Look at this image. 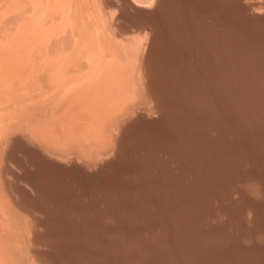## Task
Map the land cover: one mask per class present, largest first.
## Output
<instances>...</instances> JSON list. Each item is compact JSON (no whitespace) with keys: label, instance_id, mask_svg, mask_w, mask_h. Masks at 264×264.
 <instances>
[{"label":"rangeland","instance_id":"rangeland-1","mask_svg":"<svg viewBox=\"0 0 264 264\" xmlns=\"http://www.w3.org/2000/svg\"><path fill=\"white\" fill-rule=\"evenodd\" d=\"M5 1L6 0H0V43H3L2 35H4L5 28V24L3 25V23H5L6 18L11 13V11H9L8 9H5L3 11V4L6 3ZM21 1L22 0H20V2ZM35 1L41 4L42 9L45 6V10L47 9L45 11L46 14L44 10L40 11V13L43 12L44 14L41 21L42 26L46 24H43V22L48 21L49 24V21L51 22L52 19H54V22H56L57 19L60 20L64 16L63 11L65 10L66 12V7L63 3L67 4L70 7V4L73 2L72 4H74L75 8L79 7L77 8L78 12L82 13V15H79L78 17L74 16L75 20L77 19L78 21H84L85 15L90 11V9H93L90 11L91 13H88L92 14L89 23L88 20L90 18V15H88L87 17L88 20L86 19V21L82 23L83 29L87 28V25L88 27H93L92 24L94 23V29L88 28L86 30H94L95 32L97 30L98 34L101 32L103 36L104 34H108L107 36L110 37L113 28L116 27L120 33L126 34V36L130 35V37L134 38L135 41L137 37L139 39V43L137 41V46L139 45L138 48H141L143 50H145L144 48H146L143 57L144 59H146L147 57L146 61L149 62L148 66L150 64V74L148 76L149 79H145V74L143 75L145 77H143L142 79L144 92L146 91L144 84L148 81V84L151 87L153 86L154 88L150 89V91H153V95L151 94V96L148 92H145L143 102L141 100H139L140 102L137 101V103L136 101H134L135 105H140H133V107L135 108H132L130 112L126 113L128 119L125 116V119L122 122L124 124L121 123V126L119 125L118 127L119 129H116L117 132L119 131L118 134L116 132L114 133L115 136L111 135V137L114 136L115 138L117 135L122 133V129L123 131H126L124 134V138L121 140L122 142L118 141L121 143L113 141L115 144H110L113 148L109 146V148L107 149L110 151L115 147L116 150L114 149L110 152L105 151L107 153H105L106 155L110 153L108 157L104 153L103 155L101 153L99 154V156H96L99 157V161L101 155V158L105 155V158L103 157L104 159L102 158V160H106V158H108L106 161L100 162L102 163V165L97 161L96 157V159L93 158V161L97 162L95 164V162L93 163V161L91 163V159H83V162L79 161L81 157L79 158L78 156L73 154L71 155V158L69 155H64V158L60 157L61 155H58L60 158H58V160H55L57 159V157L54 156H57L55 154L58 150L53 148V151L52 147L51 150L53 151V155L48 154L50 155V157L52 156L51 158H49V156L46 155L47 152L45 151V149H49L48 152H51L48 146L44 147V149H41L40 146H37V143L35 144L34 142L33 144L31 143V139L27 140L25 138V135L27 133L24 132L23 126L19 124L20 121L23 122V120H25H22V117L25 115L24 118H27V116L29 118V115L32 116L31 113H35L38 108L39 110H41L46 102L45 100L48 99L47 96H44V98L46 97L47 99L43 98L44 91L39 89L41 92L40 94V92L35 89L37 87L36 85H39L38 83L41 82L43 77L40 78V80L36 81V83L34 80L33 83L31 82L32 73L34 74L36 70L29 72V75L31 76L27 74V77L30 78V80L27 82V85H25V87H27L24 89L28 92L32 91V94H34L33 96L32 94L28 93V95L23 96L27 102H24V100H22V103L20 102V104H18V101H20L21 98L18 100H13L15 97L13 99L9 97L10 101H7V99L9 98L3 100L5 97L0 94V99L3 100H1L3 104H0V136H3H1L2 139H0L1 141H4H0V146L2 147H0V160H2L0 161V173H2L3 170L5 171L6 169L7 173H9L7 176V182L11 186L13 192H15V196H13L14 194H12V196L10 195V197H13L12 199H15V201H17L20 207H22L23 209H29L30 212L34 214V217L38 222L36 226H33L30 223L28 227L24 226L25 228H27L26 232L23 231L24 234H21V231L24 230L23 223L25 221H22V227L15 222V227H17V229H19L20 231L13 229L12 231L15 230L16 232L15 234L14 232L11 233L14 235L21 234L22 236L17 241V244L19 246L18 249L21 252V255L26 257L27 250L29 252H34V254L36 253L35 255L38 259V261H36V264H80V262L77 260L78 258H76L80 254V257H82V255L83 257H85L84 260L81 259L82 264H112L110 261L116 257V251L115 249H110L107 246L109 244H112L123 250H130V252L136 256V259H138V257L143 256V253L139 252L136 247L138 242H134V246L136 248L134 249L132 240L128 238V236L119 232L122 227V225L119 223L120 220L127 219L130 220L131 224L129 226H123L122 228L135 227L148 231L149 227L153 228L154 225L159 226V224L163 225L165 223L163 226H169L174 229V234H160L157 235L154 240H149L146 233L144 235L142 234V240L137 241L143 243L147 242L144 247V253L148 254L149 256H153H147V258H149L148 260H146V262H142L143 264H212L213 262V264H264V195L259 196L255 194L253 189L250 187L251 185H253L251 184L252 181L255 180V182H260L264 186V158L254 161V159L252 160V158L250 157V153H248L249 150H256L255 152H258V154L264 155V129H262L264 128V0H257L260 3V8L256 9L254 7V10L253 7L250 8L253 10V12L257 10L258 12L256 11V13L251 12L252 10H249L250 6L247 5L249 4V2H251V0H158V2L157 0H152L154 1L152 2V4H150V2L146 0L152 7H145L144 3L142 5H132L128 0H95V3L97 1L100 4L99 5L98 3H96L99 6H101L102 4V8H98V6H95V8H93V2L91 0H85L86 2L84 0H79L80 3H78V1L76 0H65V2L64 0ZM44 2H50V6L53 7V12L51 14H48V11L51 9V7L48 6L49 4L47 5ZM25 3L30 6V3H32V6H34L36 2H34V0H25ZM79 4L83 5L84 11L83 7ZM54 5H57V7ZM95 9H99L100 14L98 13L99 11L97 12L95 11ZM94 11L97 12L95 15L96 18H99H95V20H100L102 24L104 23V27L106 28H104L99 21H96L97 23H95V16L93 15ZM54 12H56V14H58L59 16H54ZM112 12L116 13V17L111 18L113 20L110 19V21L107 18H105L107 19L105 20L104 15L106 14V17L107 14L110 13L111 15ZM102 14L104 15L102 16ZM99 16H102L101 19ZM102 18L106 22L103 21ZM68 20L69 19L65 17L62 18L61 22L64 24L68 22ZM72 22L73 24H76V21L73 20ZM66 24L71 25L70 22ZM97 24L100 26L98 27ZM42 26L38 27V32L42 33V28H44ZM101 26L106 30V33L103 31L104 29ZM252 26L253 28H250ZM99 28L102 31H100ZM109 29L112 31H109ZM107 30L109 31V33L107 32ZM101 33L97 35L101 37ZM139 33H141V36L139 35ZM30 36L32 37V35H29V37ZM107 36L105 37L107 38ZM53 37L54 36H47L45 38V42L42 43V45L40 44V46L43 48V50H40L41 48L39 47L40 53L36 52L38 50H35L34 53H27V56H31H29L30 60L32 57L35 60H39V55L46 57L48 51L54 53L53 48L51 47L57 44L52 43L54 42V39H57V35H55L54 38ZM46 39H48L47 42ZM7 40L10 41L11 39L8 38ZM26 40L27 41L25 43L27 44L28 38H26ZM20 42L24 43L23 41ZM99 42L98 44L100 45ZM8 43L5 44V48H3L4 50L0 51V54L1 52L3 54H7V52H3L6 49L8 50V55L12 50L13 52L14 50L16 52V48H18V50H23L22 45H20L22 46L21 49L18 45L14 46H17L16 48H12L10 43V46H8ZM92 45L94 46L93 43ZM6 46H8L9 48H7ZM100 46H103V48L107 47L106 49H108V47L110 46L111 48L109 47V50H111L110 52H112L111 44H108V46ZM88 49L89 51L87 50V52L84 51L85 48H83L82 51L79 49L81 51V60L79 59L80 61H78V63L80 64L81 62H83L81 64H88V66L82 65L83 67H90L89 65L94 67L96 64L93 62L95 58L94 56L97 55L95 53L96 49ZM18 50L17 52H20ZM199 52L202 53L200 54ZM99 55L100 54H98L97 56L99 57ZM25 56L26 55L24 54V57ZM92 57H94L93 61ZM29 58L25 57L24 60L27 61V59L29 60ZM25 61H23V64L29 63H26ZM137 61L139 62L134 61V63H132L137 64L140 69V66H142L143 63L141 61H143V59H139ZM1 63L3 64V61H0V66ZM171 63L174 64V66L176 65V63H179V65H176L174 67L173 65H171ZM160 66L161 68H159ZM172 66L174 67V70ZM179 66L181 67V69ZM212 67L216 68L217 71L228 75L227 77H229V82L224 88L214 87V85L213 87H211V80L213 83L211 72ZM168 68L172 70H168ZM181 70H183L186 75L183 74V72H180ZM186 71L188 72L186 73ZM191 72H194L195 76L197 77H194ZM188 73L189 75L187 77ZM178 74L180 78H183V81L178 77ZM22 76L14 77L17 78L16 80L18 82V79H20V77L21 79L23 78ZM189 76L190 78L192 77V80L196 83H194L191 79V81H189V79L186 80L187 78H189ZM14 77L10 81L15 80ZM223 77H219L218 79H223ZM3 78L4 77L1 76L0 85L2 83H13V85L17 84L15 83L16 80L13 82L9 81L8 83L6 81L9 80L8 77L7 79H5L6 77L4 79ZM24 78L25 80L27 79L26 76ZM128 80V86L130 87L132 80ZM139 82L141 83V78H139ZM119 83H121V85H119ZM4 85L2 84L0 87L2 88ZM33 85L35 87H33ZM118 85L119 87L123 88L124 85L122 80L118 82ZM29 86L32 90H28ZM191 86H193L194 88ZM21 87L22 86L18 88L21 89ZM195 88L199 90L197 91ZM252 88H258L259 90L257 91L260 93L253 94L255 92H252L250 90ZM154 89L157 91V93L158 91L159 93L160 91H162L161 96L160 94L159 96L163 99L160 100L158 94H155L156 91ZM171 89L173 92H175L176 97H179L181 92L184 93L183 95H180L181 98H178L176 100L178 101V103H181L180 100H184L180 105L178 104L180 107L178 105L175 106V104L177 103H175L172 98L174 97V99H176V97L175 94L172 93ZM23 90L22 92H25ZM174 90H178V96L177 91ZM186 90H189V93H186ZM249 90L251 91L250 95L246 97L238 96V94H242L244 91ZM123 91L124 90L121 91V94L128 92ZM129 92L127 97L130 96L131 98L132 96L129 95ZM163 92L165 95H163ZM167 92H171V94L167 96ZM36 93H38V96H42L44 100L38 97ZM130 93H132V90ZM234 93H236L235 96H233ZM30 95H32L33 98L37 97L36 101ZM147 95L149 96V98ZM27 96H29V98ZM134 96L136 95L134 94ZM164 97H166V99ZM168 97H172V100ZM224 97H227L228 101H231V103H233L232 106L228 101L226 105H223V107L219 106V101L221 102L223 100L222 98ZM30 98H32V100H30L29 102L28 99ZM38 99L40 100V102L37 101ZM240 99L241 101H239ZM14 101H16L17 103ZM32 101H35L33 102L34 104H30L32 103ZM238 101L239 103L242 102L241 106H239L240 104L237 103ZM255 102L259 105L261 111L260 109H258L259 107ZM13 103L16 104L13 105ZM150 103H158L157 105L155 104L156 106H159L161 104L162 108L159 107L160 111L158 110V112L157 107L155 108V105L153 104L151 106ZM228 104H230L229 106L231 108L228 107ZM261 104L263 106L262 108L260 106ZM28 105H30L29 108ZM237 105L240 107V111H242V108L244 109L243 111H245V114H243V111L242 114H239L241 113L238 112L239 110L236 111L238 113L235 112L238 107ZM3 106L5 107V109L3 108ZM216 106H218V108ZM177 107L179 108L177 109ZM49 108H47V110ZM164 108L166 112H163L165 111ZM170 108H173V110H171ZM216 108H222V110H217ZM176 109L178 110V112L176 113L179 114H173L175 116L171 117L173 115L170 116L169 113H174L175 111H177ZM231 109H234L236 115ZM24 110L25 113H23ZM216 110L219 112H217ZM229 110H231L230 113ZM257 111L260 113H258ZM3 112L5 113V115ZM168 114L170 117L167 116ZM228 114L230 115L228 116ZM249 114H252L253 116L251 117ZM90 115L92 116V114ZM163 115H166L167 117ZM221 115L225 116L222 118ZM129 116H131L132 118ZM245 116H249V118H245ZM168 117L171 118V120L167 121L166 118L169 119ZM137 118L139 119L136 121L135 119ZM173 118L176 120H174V123L172 122V125L170 124V121H173ZM17 119L18 121H16ZM133 119L135 121L134 123ZM244 119L246 120V122ZM247 119L249 121H253V125L250 121L247 124L248 126L246 128L244 127V125L248 122ZM208 120L213 124V126L206 130L202 127V125L205 121ZM78 121L79 124L84 123L81 120ZM78 121H75L77 124L74 122L75 126L79 125ZM17 122H19V126ZM229 124L230 126L233 124L234 127H232L233 125L230 127ZM249 124L252 125L253 129ZM124 125L126 126L125 128ZM189 127L193 129L195 127H198V130L193 135L184 136L181 131L183 130V128ZM241 127L243 129H241ZM249 129L251 130L248 133ZM257 129L260 130V132ZM199 130L202 131L198 133ZM16 131L19 132L16 133ZM234 131H236L237 134H234ZM12 132H15V135H13ZM250 132L251 135H248L250 134ZM19 136L21 139L19 138ZM117 137L119 138V136ZM22 138L26 139L27 141L24 140L23 142ZM6 139L9 140V143ZM238 141L241 143H239ZM229 142H231L232 145H228L227 148H224V145L228 144ZM246 142H249L247 144L248 146H246ZM244 144L246 148L245 146H243ZM222 146L224 149H221ZM34 147L37 148L35 149ZM58 147L60 146L58 145ZM213 147L217 150L220 149L218 152L219 156H221V158L225 160V163L221 164L218 161L208 162L205 155L199 152L200 150L206 151L207 149ZM248 147L250 149H248ZM33 148L34 151L32 150ZM41 150L45 152L43 153V151ZM44 154L46 157H48L45 158L43 156ZM114 154L116 155V157ZM1 156L5 160H3ZM75 156L78 159L74 158ZM65 157H69V159L71 160H67ZM59 159H63L64 161L61 160L60 162ZM86 160L87 162H89L88 160H90V162L86 164L84 162ZM65 161L69 162V164ZM72 161H74L75 163ZM58 162H60V164ZM76 163H79L80 165ZM82 163L85 164L86 168L83 165L84 169L81 170L79 166H81ZM132 163L136 164H133L135 168L133 167ZM88 165L89 167L93 168H89ZM97 167L98 169H96ZM193 169L202 171L203 175L201 177L200 175L195 176V172L193 171ZM121 171L122 173H120ZM137 173L141 174L145 178H143L141 175L136 176ZM115 178L117 181L115 180ZM128 179L129 182L133 179L132 182H130L131 184H126L128 182ZM144 179L147 180L144 181ZM150 180L151 182H149ZM197 180L201 182L212 181L219 183L215 186L207 188L204 191L198 187H192L191 184ZM135 182L138 185H136ZM30 184L35 186V190L31 189L32 186ZM122 184L123 187L121 186ZM117 185H120L122 189ZM124 186L126 189H124ZM136 187L139 188L138 191L136 190ZM130 189L132 190L130 191ZM129 191L131 192L130 195L128 193ZM166 192H168L169 194H166ZM0 194L4 195V197L0 196L3 198V201H7V198L5 197L7 195L3 194V192ZM122 194L125 195L122 196ZM97 196H101V201H97ZM2 198L0 200H2ZM126 198H129L131 200ZM159 198L162 199L161 202H164L167 208L163 206L164 203H161ZM194 198H196L195 202ZM127 201L129 204H127ZM173 202L177 203V205H173ZM130 204L133 205L130 206ZM116 205L118 207H116ZM247 205L253 206L256 209H250L247 207ZM170 206H172V208ZM173 208L174 210H172ZM19 209V213H21V208ZM176 209L180 210L181 213L187 215L190 221H170L171 223L169 224V221L167 220L159 222L156 219V216L160 214V212L164 213L165 211V213L168 212L167 214H169V212L170 214H174L175 212H178ZM198 210L199 212H204H201L200 214L199 212H197ZM251 210L255 212H251ZM15 211L18 212V210L16 209ZM155 212L157 213V215ZM134 213L135 215H133ZM150 217H153L154 221L150 219ZM25 223L24 225H26ZM112 224L114 225L112 226ZM19 226L20 228H18ZM246 230H252L250 235L246 234ZM182 235H186V237L183 238ZM33 238H35L34 243ZM96 239L97 241H95ZM183 241L184 243H182ZM228 241L231 243H229ZM6 243L9 244L8 241H6ZM208 246L210 248L206 249V247ZM188 252H190V254ZM156 255L158 256L156 257ZM27 256H29V254H27ZM195 259L199 262H197ZM39 260H41V262ZM190 260H192L193 263L188 262ZM183 261L185 262L183 263ZM142 263L141 261H137L133 264Z\"/></svg>","mask_w":264,"mask_h":264},{"label":"bare ground","instance_id":"bare-ground-1","mask_svg":"<svg viewBox=\"0 0 264 264\" xmlns=\"http://www.w3.org/2000/svg\"><path fill=\"white\" fill-rule=\"evenodd\" d=\"M43 1H45V0H43ZM76 1H78V3H80L79 2V0H76ZM75 1V2H76ZM85 1V0H84ZM90 1V0H89ZM92 2H93V8H95V6H98V8L99 7H101L102 6V4H101V6H99L100 4L96 1V3H98V4H96L95 3V0H91ZM100 1V0H99ZM128 1H130V3L132 4V5H142L143 3H144V5H145V7H149L150 6V4H152V2H154V1H150V0H148L149 2H150V4H148L149 2L148 1H146V0H128ZM6 3L5 4H3V11L5 10V9H8L9 11H11V13H10V15L6 18V20H5V23H3V25L5 24V28H4V35H2L3 36V43H0V51L1 50H4L3 48H5V44L6 43H8V41L9 40H7L8 38H10L11 40L9 41V43H10V45H11V47L12 48H16V47H14L15 45H18L19 46V48L21 49V47L23 48V50L21 49V50H18V48H16V52H17V50L18 51H20V52H15V50H14V52H13V50L9 53V55H8V50L6 49L5 51H3V52H7V54H3L2 52H1V57H0V61L2 62L3 61V64L1 63V66H0V78H1V76H3L5 79H7V77H8V79L9 80H6L8 83H9V81L11 80V79H13V77L14 76H17V77H19V76H22L23 78L21 79V77H20V79H21V81H20V79H18L19 81L17 82V78L16 77H14L15 78V80H16V82L15 83H17V84H14L13 85V83H9V84H5V83H2L4 86L0 89V94L3 96V97H5L3 100H5V99H7V98H9V97H11V99H13L14 97V99L13 100H18V99H20L21 98V100L20 101H18V104H20V102L22 103V100H24V102L26 101V99H24V97L23 96H26V95H28V93L29 94H32V91H25V89L24 88H26L25 87V85H27V82L30 80V78H28L27 77V74L29 75V72L30 71H34V70H36L35 71V73L33 74L32 73V78H31V82L33 83L34 81H35V83H36V81H38V80H40V78H42V80H41V82H39L38 84L39 85H36L37 87L35 88L36 90H38L39 92H40V90H42V91H44V93H43V98H44V96H47L48 97V99L47 100H45L46 102H45V104L43 105V108L41 109V110H39V108L37 109V111H35V113H31L32 114V116L31 115H29L30 117L28 118V116H27V118L25 117L24 118V116L22 117V120L23 119H25V120H23V122H21L20 121V123L19 122H17V124L19 123V124H21L22 126H23V128H24V132H26L25 134V138L28 140V139H31V143H33L34 144V142H35V144L37 143V146H40L41 147V149L43 148L44 149V147H47L48 146V148H50V150H51V147H52V149L53 148H55V149H57V150H55V151H57V153L55 154V155H57V156H54V157H57V159H55V160H58V158H60V157H62V158H64L63 156L65 155V156H67V155H69L70 156V158H71V155L73 154V155H76V156H78L80 159H79V161H82L83 159H91V163H92V161H93V158H95L96 156H99V154H101L102 153V155H103V153L105 154L107 151L108 152H110V151H112V150H114L115 149V147H114V149H112V150H107L108 148H109V146H111L110 144H112V143H114V142H117V143H121L122 141V139L124 138V134H125V130L123 131V129H122V133L121 134H119V135H117V136H119V138L116 136L115 138H114V133H116L117 131H116V129H119L118 127H119V125L123 122V120L125 119V116H126V113L127 112H130L131 110H132V108H135V107H133V105L134 106H136V105H140V104H136L135 105V103H134V101H136V103H137V101H139V100H141L142 102H143V98L145 97V92H148L149 94H150V96H151V94H152V92L153 91H150V89H153L154 87L152 86H150L149 84H148V82L147 83H145L144 84V86H145V92H144V87H143V81H142V79H143V77H145V76H143L144 74L146 75V77H145V79H147L148 78V76H149V74H150V69H149V66H150V64H149V66H148V61H146V59H147V57H146V59H144V57H143V54H144V52H145V50H146V48H144L145 50H143V49H139L138 48V46H137V44L139 43V39L136 37V41H135V39L134 38H132V37H130V35L129 36H126V34H122V33H120L118 30H117V28L116 27H114L113 28V31L112 30H110L109 29V31H112L111 32V35H110V37L109 36H107V35H105L104 34V36H103V34H102V36L101 37H99L98 35L100 34H98L97 32V30H96V32L94 31V30H86V29H90V28H93L94 27V23L92 24V26L93 27H88V25H87V28H85V29H83V24L82 23H84V21H86V19L88 20V15H90V18H89V20H88V23H89V21H90V19H91V15L92 14H88L91 10H93V9H90V11L85 15V20L83 21H78L77 19L75 20L74 19V16H79V15H82V13L80 12H78V10H77V8H79V7H77V8H75L74 7V4H72L71 2V6L69 7L67 4H65V3H63L64 4V6L66 7V12H65V10L63 11V14H64V16L62 17V18H65V17H67L69 20H68V22H70V24L71 25H67L66 23H68V22H66V23H62L61 22V20H62V18H61V16H60V20H58L57 19V21L56 22H54V19H52L51 20V22L49 21V24H48V21H46V22H43V24L44 23H46V24H44L43 26L41 25V21H42V19H43V16H44V14H43V12H41L40 13V11L41 10H44V12L47 10H45V7H43V9L41 8V4L38 2L37 3V1H35L34 0V2H36L35 3V5L34 6H32L33 4L32 3H30L31 4V6L30 5H28V4H26L25 3V0H22L21 2H20V0H6L5 1ZM64 2H65V0H64ZM68 2V1H67ZM86 2V1H85ZM88 2V1H87ZM92 2H90V3H92ZM106 2V1H105ZM157 2H158V0H157ZM157 2H156V4H157ZM202 2V1H201ZM45 3V2H44ZM50 3V2H49ZM48 2H46L45 4H49ZM77 3V4H78ZM82 3H84V2H82ZM89 3V2H88ZM94 3H95V5H94ZM103 3V2H102ZM250 3H251V5H250ZM56 4V3H55ZM104 4V3H103ZM107 4H110V3H107ZM155 4V3H154ZM153 4V5H154ZM51 5H53V4H51ZM58 5V4H57ZM57 5H54V6H56L57 7ZM61 5V4H60ZM79 5H81V4H79ZM92 5V4H91ZM247 5H249L248 7H249V10L251 11L252 9H250V8H252L253 7V10H254V7L256 8V9H258V8H260V3L257 1V0H251V2H249V4H247ZM263 5V4H262ZM39 6V7H38ZM43 6V5H42ZM48 6H50V4L48 5ZM82 7H83V5H81ZM156 6V5H155ZM51 7V6H50ZM81 7V8H82ZM86 7V6H85ZM150 7H152V6H150ZM262 7V6H261ZM264 7V6H263ZM87 8H88V6H87ZM86 8V9H87ZM91 8V7H90ZM102 8V7H101ZM53 7H51V9L48 11V14H51L52 12H53ZM59 9V8H58ZM65 9V8H64ZM85 9V10H86ZM104 9V8H103ZM62 10H63V8H62ZM88 10V9H87ZM253 10L251 11V12H253ZM83 11H84V7H83ZM95 11H99L98 13L100 14V10L98 9V10H96L95 9ZM93 12V15L95 16L96 15V13L97 12ZM146 11V10H145ZM256 11L257 10H255L254 12L256 13ZM253 12V13H254ZM258 12V11H257ZM55 14H56V12H54ZM53 13V14H54ZM57 13H58V11H57ZM60 13H61V10H60ZM91 13V12H90ZM102 13V12H101ZM45 14H46V12H45ZM54 14V16H57L58 14H56L55 15ZM98 14V15H99ZM105 14V13H104ZM104 14H102V16L104 15ZM61 15V14H60ZM66 15H68V16H66ZM106 15V14H105ZM105 15H104V19L105 18H107L109 21H110V19L111 18H114V17H116L115 15H116V13H111V15H110V13L109 14H107V16L105 17ZM180 15V14H179ZM47 16V15H46ZM46 16H45V18H46ZM51 16V15H50ZM59 16V15H58ZM102 16H99L100 17V19H101V17ZM148 16V15H147ZM53 17V16H52ZM81 17H83V16H81ZM93 17V16H92ZM48 18V17H47ZM56 18H58V17H56ZM83 18V19H84ZM95 18H96V16L94 17V20H95ZM180 18V17H179ZM82 19V18H81ZM96 19H99L98 17L96 18ZM107 19H105V20H107ZM48 20V19H47ZM76 21V24H73V22L72 21ZM92 20H93V18H92ZM91 20V21H92ZM102 20H103V18H102ZM105 20H103V21H105ZM111 20H113V19H111ZM97 20H95V23H97L98 21L100 22V24L101 25H103V27H104V23L102 24L101 23V21L100 20H98L97 22H96ZM102 21V22H103ZM63 24H61V23ZM64 22V21H63ZM72 22V23H71ZM106 22V21H105ZM170 22V21H169ZM88 23H85V24H88ZM91 23V22H90ZM153 23V22H152ZM192 23V22H191ZM259 23V22H258ZM2 24V23H1ZM99 24V23H98ZM97 24V25H98ZM141 24V23H140ZM96 25V24H95ZM108 25V24H107ZM111 25V24H110ZM40 26H42V27H44V28H42L43 29V31H42V33L41 32H38L37 30H38V27H40ZM85 26V25H84ZM100 25H98V27H99ZM148 26V25H147ZM86 27V26H85ZM102 27V26H101ZM102 27V28H103ZM153 27H154V25H153ZM156 27V26H155ZM96 28V27H95ZM104 28H106V27H104ZM103 28V29H104ZM108 28V27H107ZM148 28H149V26H148ZM250 28H253V26L252 27H250ZM249 28V29H250ZM40 29V28H39ZM45 29V30H44ZM94 29V28H93ZM98 29V28H97ZM112 29V28H111ZM150 29V28H149ZM154 29V28H153ZM99 30H100V28H99ZM151 30V29H150ZM40 31V30H39ZM100 31H102V30H100ZM104 32L106 31L105 29L103 30ZM109 31L107 30V32L109 33ZM2 32V31H1ZM103 32V33H104ZM35 33V34H34ZM98 35H97V34ZM106 33V32H105ZM149 33H151V32H149ZM159 33V32H158ZM187 33V32H186ZM2 34V33H1ZM34 34V35H33ZM141 33H139V35H140ZM29 35H32V37L30 38L29 37ZM55 35H57V39L55 40L54 39V42H52V43H57V44H55V45H53V47H51V48H53V51H54V53L53 52H49L48 50V53H47V55H46V57H43V56H41V55H39L40 56V59H39V57H38V59L39 60H35L33 57L31 58V60H30V58H29V56L30 55H28L27 56V53H34V51L35 50H38V51H36V52H38V53H40V50H43V48L40 46V44L42 45V43H44L45 42V38L47 37V36H54L55 37ZM23 36V37H22ZM25 36H28V37H25ZM105 36H107V38L105 37ZM141 36V35H140ZM139 36V37H140ZM20 37H21V39H25V41H24V39L23 40H21L20 39ZM53 37V38H54ZM103 37V38H102ZM26 38H28V42H27V44L25 43L27 40H26ZM166 38V37H165ZM98 39V40H97ZM141 39V38H140ZM153 39V38H152ZM19 40V41H18ZM47 40L48 39H46V42H47ZM53 40V39H52ZM156 40V39H155ZM20 41H23L24 43H21ZM100 41V42H99ZM137 41H138V43H137ZM98 42L100 43V45H104V46H108V44L110 45L111 44V46H112V52H110L111 50H109L110 48L108 47V49H106L107 47H105V48H103V46H100L99 44H98ZM9 43H8V46H10L9 45ZM92 43L94 44V46L92 45ZM102 43V44H101ZM185 43V42H184ZM50 44V43H49ZM96 44V45H95ZM191 44V43H190ZM20 45H22V46H20ZM44 45V44H43ZM47 45V44H46ZM51 45V44H50ZM141 45V44H140ZM175 45V44H174ZM8 46H6L7 48H9ZM142 46V45H141ZM176 46V45H175ZM39 47L41 48L40 50H39ZM96 47V48H95ZM146 47H148V46H146ZM181 47V46H180ZM45 48V47H44ZM82 48V49H81ZM83 48H85V50L84 51H86L87 52V50L89 51V49L88 48H94V49H96V51H95V53L98 55V54H100L99 55V57L96 55V56H94L95 58H96V60H95V58L94 57H92V61H93V58H94V63H96L95 64V66L93 67V66H91V65H89L90 67H83V66H88V64H81V63H83V62H81L80 64L78 63V61H80L81 60V58H80V53H81V51L83 50ZM143 48V47H142ZM11 49V48H10ZM81 51H80V50ZM97 49H98V53H97ZM190 50V49H189ZM10 51V50H9ZM91 51V50H90ZM149 51V50H148ZM194 51V50H193ZM196 51V50H195ZM36 52H35V54H36ZM45 52H46V50H45ZM109 52V53H108ZM188 53V52H187ZM193 53V52H192ZM200 53V52H199ZM202 53V52H201ZM200 53V54H201ZM24 54L26 55L25 57H27V58H29V60L27 59V61H25L24 59H25V57H24ZM93 54V53H92ZM194 54V53H193ZM4 55H5V57H4ZM7 55V56H6ZM32 55V54H31ZM146 55H148V54H146ZM195 55H197V54H195ZM35 56V55H34ZM87 56V55H86ZM93 56V55H92ZM31 57V56H30ZM183 57V56H182ZM37 58V57H36ZM3 59V60H2ZM80 59V60H79ZM90 59V58H89ZM100 60V61H98V60ZM136 59V60H135ZM141 60V59H143V61H141V62H143L142 63V66H140V69H139V67L137 66V64H133L134 63V61H136V62H139V61H137V60ZM181 59V58H180ZM184 59V58H183ZM149 60V59H148ZM171 60V59H170ZM177 60V59H176ZM23 61H25L26 63L27 62H29V63H27V64H23ZM91 61V62H92ZM163 61V60H162ZM90 62V61H89ZM92 62V63H93ZM98 62V63H97ZM133 62V63H132ZM174 62V61H173ZM165 63V62H164ZM185 63V62H184ZM187 63V62H186ZM192 63V62H191ZM83 65V66H82ZM154 65H156V64H154ZM168 65V64H167ZM171 65H173L174 66V64H172L171 63ZM176 65H179V63L177 64L176 63ZM175 65V66H176ZM181 65H182V63H181ZM172 66V68H173V70H174V67ZM204 66V65H203ZM169 67H171V66H169ZM180 67V66H179ZM182 67H183V65H182ZM191 67V66H190ZM195 67V66H194ZM152 68H154V67H152ZM156 68V67H155ZM159 68H161V66L159 67ZM211 68V67H210ZM180 69H181V67H180ZM179 69V70H180ZM168 70H172V69H170V68H168ZM193 70V69H192ZM201 70V69H200ZM203 70V69H202ZM155 71V70H154ZM197 71V70H196ZM180 72H183V70H181ZM188 71H186V73H187ZM195 72V71H194ZM194 72L192 73L193 74V76L194 77H197V76H195V74H194ZM201 72V71H200ZM212 77H213V83H212V80H211V87H213V85H214V87H218V88H224L225 86H226V84L229 82V77H227L228 75L227 74H225V73H221V72H219V71H217V69L216 68H214V67H212ZM151 73H152V71H151ZM165 73V72H164ZM191 73H190V76H191ZM154 74H156V73H154ZM158 74V73H157ZM180 74V73H179ZM179 74H178V77L180 78V76H179ZM182 74V73H181ZM183 74H185L184 72H183ZM207 74V73H206ZM186 75V74H185ZM188 75H189V73L187 74V77H188ZM26 76V80H25V77ZM29 76H31V75H29ZM190 76H189V78H187L186 80H188L189 79V81H191L193 78L191 77L190 78ZM224 76V77H223ZM151 77V76H150ZM172 77V76H171ZM219 77H223V79H218ZM3 78V79H4ZM139 78H141V83L139 82ZM185 78H186V76H185ZM231 78V77H230ZM122 80V82H123V88L122 87H119V85H121V83H119V85H118V82H120L121 80ZM127 81H125V80ZM128 79H130V80H132V82H131V85H130V87L128 86ZM149 79V78H148ZM153 79V78H152ZM180 79H182V81H183V78H180ZM191 79V80H190ZM202 79V78H201ZM1 80V79H0ZM15 80H13V81H15ZM34 80V81H33ZM125 81V83H124V81ZM185 80V79H184ZM13 81H10V82H13ZM117 81V82H116ZM193 81V80H192ZM199 81V80H198ZM2 82H4V81H2ZM6 82V83H7ZM152 82V81H151ZM168 82V81H167ZM166 82V83H167ZM181 82V81H180ZM194 82V81H193ZM1 83V82H0ZM170 83V82H169ZM194 83H196V82H194ZM1 84V85H2ZM151 84V83H150ZM174 84V83H173ZM198 84V83H197ZM0 85V86H1ZM30 85V84H29ZM188 85V84H187ZM20 86H22L21 87V89L20 88H18V87H20ZM151 88H150V87ZM178 86V85H177ZM176 86V87H177ZM33 87H35L34 85H33ZM165 87V86H164ZM191 87H193V86H191ZM194 88V87H193ZM199 88V87H198ZM24 89V90H23ZM34 89V88H33ZM40 89V90H39ZM166 89H168V88H166ZM190 89V88H189ZM196 89V88H195ZM229 89V88H228ZM227 89V90H228ZM22 90L23 91H25V92H22ZM28 90H32L31 88H30V86H29V89ZM122 90H124L125 92L126 91H130L131 92V90H132V93H130L129 92V95H131L132 97L130 98V96L129 97H127L128 96V92H126V93H124V94H121L122 92ZM155 90V89H154ZM157 90H158V88H157ZM161 90V89H160ZM170 90V89H169ZM197 91L199 90V89H196ZM252 92H255V93H253V94H259L260 92H258L257 90H259L258 88H252V89H250ZM244 91L242 94L240 93V94H238V96H240V97H246V96H248V95H250L251 94V91ZM35 91V90H34ZM37 91V92H38ZM123 91V92H124ZM156 91V90H155ZM171 91H172V89H171ZM174 91H177V93H178V90H174ZM189 90H186V93H189L188 92ZM196 91V92H197ZM161 92L162 91H160V93H159V91H158V93H157V91H156V93L155 94H158V96H159V94H160V96H161ZM240 92V91H239ZM168 94H166L167 96L169 95V94H171V92L169 93V92H167ZM172 93H174L175 94V92H173L172 91ZM37 94V96H38V93H36ZM40 94H41V92H40ZM45 94V95H44ZM46 94H48V95H46ZM134 94L136 95V96H134ZM181 94L183 95L184 93H182L181 92ZM180 94V95H181ZM0 95V96H1ZM33 96H34V94H32ZM32 95H30L31 97H32ZM153 95V94H152ZM163 95H165L164 94V92H163ZM163 95H162V97H163ZM179 95V93L177 94V96ZM179 95V97H176V94H175V97H176V99H174V97H173V95H172V97H168V98H172L173 99V101H175V103H177V104H175V106L176 105H180L181 103H182V101H184V100H180V102L181 103H178V101H176L178 98H181V96ZM188 95V94H187ZM236 95V93H234V95L233 96H235ZM133 96H134V98H133ZM148 96V95H147ZM156 96V95H155ZM160 96H159V98H160ZM185 96H186V94H185ZM22 97H23V99H22ZM28 98H29V96H27ZM38 97H40V98H42V96H38ZM188 97V96H187ZM191 97V96H190ZM189 97V98H190ZM230 97V96H229ZM237 97V96H236ZM33 98V97H32ZM32 98H30V99H28L29 100V102H30V100H32ZM37 98V97H36ZM36 98H33V99H35V101H36ZM42 98V100H44ZM148 98H149V96H148ZM152 98V97H151ZM150 98V99H151ZM155 98V97H154ZM157 98V97H156ZM158 98V99H159ZM165 99H166V97H164ZM254 98V97H253ZM157 99V100H158ZM161 99H163V98H160V100ZM171 99V100H172ZM223 100L220 102L219 101V106L220 107H223V105L225 104H227V101H228V99H227V97H224V98H222ZM2 99H0V104L2 105L3 103H2V101H1ZM12 100V101H13ZM153 100V99H152ZM156 100V99H155ZM230 100V99H229ZM258 100V99H257ZM7 101H10V98L9 99H7ZM12 101H11V103H12ZM35 101H32V103H30V104H34L33 102H35ZM38 102H40V100L38 99L37 100ZM154 101V100H153ZM187 101V100H186ZM237 101V100H236ZM239 101H241V99L239 100ZM239 101L237 102L238 104H240L239 106H241V103H239ZM254 101V100H253ZM6 102V101H5ZM14 102H16V101H14ZM27 102V101H26ZM42 102V101H41ZM140 102V101H139ZM155 102V101H154ZM157 102V101H156ZM160 102H162V101H160ZM229 102V101H228ZM11 103H9V104H11ZM17 103V102H16ZM16 103H13V105L14 104H16ZM145 103V102H144ZM147 103V102H146ZM229 103H231V101L229 102ZM256 103V102H255ZM28 104V103H27ZM38 104V103H37ZM151 104V103H150ZM153 104V103H152ZM152 104H151V106H152ZM156 103H154L153 105H155ZM158 104V103H157ZM156 104V105H157ZM160 104V103H159ZM232 104L233 103H231V106H232ZM257 104V103H256ZM259 104H260V102H259ZM263 104V103H262ZM262 104L260 105L261 106V108L263 107L262 106ZM149 105V104H148ZM155 105V108L157 107V111L159 110L160 111V108L159 107H161L162 108V106H161V104L159 105V106H156ZM178 105V106H179ZM230 104H228V107L229 108H231L230 106H229ZM258 105V104H257ZM7 106V105H6ZM20 106V105H19ZM29 106L30 105H28V108H29ZM32 106V105H31ZM170 106V105H169ZM238 106V105H237ZM236 106V107H237ZM238 106V107H239ZM249 106V105H248ZM9 107V106H8ZM14 107V106H13ZM39 107V106H38ZM40 107H42V106H40ZM50 107V108H49ZM138 107V106H137ZM180 107V106H179ZM179 107H177V109L179 108ZM182 107V106H181ZM217 108H218V106H216ZM237 107V109L235 110V112L237 111V110H239L238 112H241V113H239V114H242L243 112V114H245V111H243L244 109L242 108V111H240L241 109H240V107L238 108ZM258 107H259V105H258ZM257 107V108H258ZM3 108L5 109V107L3 106ZM23 108V107H22ZM35 108H36V106H35ZM47 108H49L48 110H47ZM174 108V107H173ZM173 108L171 109V110H173ZM216 108V109H217ZM228 108V109H229ZM251 108H252V106H251ZM18 109V108H17ZM25 109V108H24ZM32 109V108H31ZM176 109V110H177ZM181 109V108H180ZM180 109H179V111H180ZM235 109V108H234ZM234 109H231L232 111H233V113L236 115V113H238V112H234ZM250 109V108H249ZM258 109H260V107L258 108ZM257 109V110H258ZM264 109V108H263ZM34 110V109H33ZM38 110H39V112H38ZM164 110H165V108H164ZM217 110H222V108L221 109H217ZM216 110V111H217ZM231 110H229V113H230V111ZM27 111V110H26ZM30 111V110H29ZM158 111V112H159ZM252 111V110H251ZM259 111V110H258ZM257 111V112H258ZM260 111H261V109H260ZM15 112V111H14ZM20 112V111H19ZM163 112H166V110L165 111H163ZM169 112H171V111H169ZM176 112H178V110L177 111H175L174 113H169L170 114V116L171 115H173V114H179V113H176ZM217 112H219V111H217ZM224 112V111H223ZM222 112V113H223ZM1 113V112H0ZM4 113V112H3ZM23 113H25V110H24V112ZM168 113V112H167ZM183 113V112H182ZM227 113H228V111H227ZM232 113V112H231ZM258 113H260V112H258ZM15 114V113H14ZM13 114V115H14ZM19 114V113H18ZM18 114H17V116H18ZM28 114H29V112H28ZM90 114H92V116L90 115ZM158 114V113H157ZM165 114V113H164ZM169 114L167 115V116H169ZM4 115H5V113H4ZM88 115H89V117H88ZM94 115V116H93ZM146 115H148V114H146ZM220 115V114H219ZM225 115H226V113H225ZM224 115V116H225ZM230 114H228V116H229ZM248 115V114H247ZM251 117L253 116L252 114H249ZM259 115V114H258ZM21 116V115H20ZM91 116V117H90ZM163 116H166V115H163ZM166 116V117H167ZM169 116V117H170ZM175 115H173V116H171V117H174ZM222 116V115H221ZM224 116H222V118L224 117ZM227 116V117H228ZM242 116V115H241ZM14 117V116H13ZM129 117H131V116H129ZM168 117V118H169ZM213 117V116H212ZM217 117H218V114H217ZM251 117H250V119H251ZM261 117V116H260ZM1 118V117H0ZM12 118V117H11ZM126 118H127V116H126ZM132 118V117H131ZM158 118V117H157ZM165 118V117H164ZM163 118V119H164ZM177 118V117H176ZM211 118V117H210ZM214 118V117H213ZM221 118V117H220ZM245 118H249V116L248 117H246L245 116ZM14 119V118H13ZM128 119V118H127ZM126 119V120H127ZM130 119V118H129ZM139 118H137V119H135L136 121L138 120ZM209 119V118H208ZM261 119V118H260ZM78 120H81V121H83L82 123L83 124H79V121ZM125 120V121H126ZM166 120L168 121V120H171V118H169V119H167L166 118ZM173 121H170L171 123L170 124H172L173 125V123H174V120H176V119H172ZM221 120V119H220ZM245 120V119H244ZM248 120V119H247ZM263 120V119H262ZM7 121H8V119H7ZM12 121V120H11ZM16 121H18V119L16 120ZM15 121V122H16ZM73 121V122H72ZM77 122L78 121V126H75L74 125V122ZM80 121V122H81ZM124 121V122H125ZM128 121H130V120H128ZM165 121V120H164ZM211 121H212V119H211ZM213 121H215V120H213ZM225 121V120H224ZM226 121H227V119H226ZM251 121V120H250ZM249 120H248V122L247 123H245V125H244V127H246L247 128V124L250 122ZM261 121V120H260ZM14 122V123H15ZM72 122V123H71ZM75 122V123H76ZM135 121H134V119H133V123H134ZM145 122V121H144ZM143 122V123H144ZM173 122V123H172ZM229 122V121H228ZM228 122H227V124H228ZM245 122H246V120H245ZM252 122V125H253V121H251ZM127 123H129V122H127ZM142 123V122H141ZM215 123V122H214ZM233 123V122H232ZM255 123V122H254ZM4 124V123H3ZM16 124V125H17ZM19 124H18V126H19ZM77 124V123H76ZM122 124H124V123H122ZM7 125V124H6ZM14 125V124H13ZM126 125V124H125ZM124 125V128L127 126H125ZM233 125V124H232ZM231 125V126H232ZM249 125H251V124H249ZM252 125H251V128H252ZM15 126V125H14ZM121 126V125H120ZM129 126V125H128ZM213 126V124L208 120V121H205L204 122V124L202 125V127L203 128H205L206 130H208L209 128H211ZM229 126H230V124H229ZM230 126V127H231ZM243 126V125H242ZM4 127V126H3ZM21 127V126H20ZM232 127H234V125L232 126ZM258 127V126H257ZM257 127H255V128H257ZM123 128V127H122ZM128 128V127H127ZM169 128V127H168ZM202 128V129H203ZM236 128V127H235ZM240 128V127H239ZM255 128H254V130H255ZM20 129H22V128H20ZM155 129V128H154ZM171 129V128H170ZM234 129V128H233ZM232 129V130H233ZM241 129H243L242 127H241ZM253 129V128H252ZM260 129V128H259ZM262 129H264V128H262ZM197 130H198V127H195L194 129L193 128H191V127H189V128H183V130L181 131L182 133H183V135L184 136H189V135H193V134H195L196 132H197ZM251 129H249L248 130V133H249V131H250ZM258 130V129H257ZM2 131V130H1ZM21 131V130H20ZM202 131V130H201ZM200 130H199V132L198 133H200L201 132ZM237 131V130H236ZM236 131H234V134H237L236 133ZM241 131V130H240ZM245 131V130H244ZM259 132H260V130H258ZM3 132V131H2ZM19 132V131H18ZM17 131H16V133H18ZM119 132V131H118ZM118 132H117V134H118ZM151 132V131H150ZM164 132V131H163ZM13 133V132H12ZM15 133V132H14ZM13 133V135H15ZM239 133V132H238ZM244 133V132H243ZM242 133V134H243ZM246 133H247V129H246ZM245 133V134H246ZM24 134V133H23ZM257 134V133H256ZM262 134V133H261ZM111 135H114L113 137H111ZM121 135V136H120ZM163 135V134H162ZM248 135H251V132H250V134H248ZM1 136H3V135H1ZM1 136H0V138H1ZM11 136V135H10ZM22 136V135H21ZM234 136V135H233ZM236 136V135H235ZM242 136V135H241ZM15 137V136H14ZM28 137V138H27ZM262 137V136H261ZM7 138V137H6ZM19 138H20V136H19ZM117 138V139H116ZM246 138V137H245ZM244 138V139H245ZM2 139V138H1ZM1 139H0V141H1ZM9 139V138H8ZM11 139V138H10ZM21 139V138H20ZM23 139V138H22ZM26 139H23L22 141L24 142V140L25 141H27ZM262 139V138H261ZM4 140H5V138H4ZM7 140V139H6ZM117 140V141H116ZM9 140H7V142H8ZM114 141V142H113ZM118 141H121V142H118ZM236 141V140H235ZM240 141V140H239ZM238 141V142H239ZM245 141V140H244ZM254 141V140H253ZM1 142H4V141H1ZM12 142V141H11ZM30 142V141H29ZM9 143V142H8ZM15 143H16V141H15ZM14 143V144H15ZM27 143V142H26ZM193 143V142H192ZM239 143H241V142H239ZM249 143V142H248ZM247 142H246V146H248L247 144H248ZM264 143V142H263ZM7 144V143H6ZM115 144V143H114ZM113 144V145H114ZM236 144H237V142H236ZM251 144V143H250ZM253 144V143H252ZM12 145H13V143H12ZM58 145L60 146V147H58ZM228 145H232V143L231 142H229L228 144H226V145H224V148H227V146ZM263 145V144H262ZM4 146V145H3ZM10 146V145H9ZM31 146V145H30ZM50 146V147H49ZM116 146V145H115ZM243 146H245V144L243 145ZM243 146H242V148H243ZM246 146H245V148H246ZM1 147V146H0ZM251 147V146H250ZM2 148V147H1ZM35 148V147H34ZM34 148L32 149L33 151H34ZM37 148V147H36ZM35 148V149H36ZM39 148V147H38ZM111 148H113L112 146H111ZM117 148H118V146H117ZM223 148V146H222V148L221 149H224ZM262 148V147H261ZM5 149V148H4ZM7 149V148H6ZM40 149V148H39ZM248 149H250L249 147H248ZM253 149V148H252ZM255 149H256V147H255ZM11 150V149H10ZM9 150V151H10ZM48 150L49 149H45V151L47 152V154L46 155H48V154H52L53 155V151H54V149H53V151L51 150V152L49 153L48 152ZM116 150V149H115ZM220 150V149H219ZM219 150H217L216 148H210V149H207L206 151H204V150H200L199 152L200 153H202V154H204L205 155V157H206V159H207V161L208 162H213V161H218L219 163H225V160L224 159H222L221 158V156H219ZM2 151V150H1ZM41 151H43V150H41ZM45 151H43V153L45 152ZM106 151V152H105ZM244 151V150H243ZM253 150H249V152L248 153H250V157L252 158V160L254 159V161H256L257 159H261V158H264V155L262 154H258V152H255L256 150H254L253 152H252ZM36 152V151H35ZM114 152V151H113ZM37 153H38V151H37ZM261 153V152H260ZM45 154L43 155L45 158H47L48 156H49V158H51L50 157V155H48L47 157L45 156ZM107 154V153H106ZM105 154V155H106ZM4 155V154H3ZM6 155V154H5ZM42 155V154H41ZM58 155H61L60 157L58 156ZM101 155V156H102ZM104 155V156H105ZM108 155H110V153L108 154ZM108 155H106L107 157H108ZM112 155V154H111ZM115 155V154H114ZM246 155H247V153H246ZM74 157V158H77V157ZM101 156H100V161H99V157H96L97 158V161L100 163L101 161H106L108 158H106V160H102V158L104 157H102L101 158ZM249 156V155H248ZM2 157V156H1ZM39 157V156H38ZM113 157V156H112ZM115 157H116V155H115ZM118 157V156H117ZM182 157H183V155H182ZM3 158V157H2ZM66 158V157H65ZM73 158V159H74ZM95 158V159H96ZM105 158V157H104ZM103 158V159H104ZM110 158V157H109ZM136 158V157H135ZM67 160L69 159V157H67L66 158ZM65 159V160H66ZM78 159V158H77ZM111 159H113V158H111ZM114 159H116V158H114ZM3 160H5L4 158H3ZM9 160V159H8ZM51 160V159H50ZM52 160H54V159H52ZM60 160V159H59ZM61 160H63V159H61ZM61 160H60V162H61ZM69 160H71V159H69ZM139 160V159H138ZM0 161H2V160H0ZM64 161V160H63ZM62 161V162H63ZM75 161V160H74ZM74 161H72V162H74ZM89 162H90V160H88ZM181 161V160H180ZM180 161H179V163H180ZM13 162V161H12ZM60 162H58L59 164H60ZM65 162H67V161H65ZM64 162V163H65ZM71 162V161H70ZM83 162V161H82ZM86 164H88L89 162H87V160L86 161H84ZM95 161H93V163H94ZM68 164H69V162H67ZM75 163V162H74ZM80 163V162H79ZM79 163H76V164H79ZM91 163H90V165H91ZM97 162H95V164H96ZM137 163H138V161H137ZM178 163V164H179ZM63 164V163H62ZM75 164V165H76ZM81 164V163H80ZM79 164V165H80ZM101 165H102V163H100ZM133 164H135V163H132V165ZM55 165V164H54ZM74 165V164H73ZM83 165H84V167H85V164H83L82 163V165L81 166H79V168L82 170V169H84V167H83ZM98 165V164H97ZM100 165V166H101ZM132 165H131V167H132ZM136 165V164H135ZM145 165V164H144ZM77 166V165H76ZM4 167H5V164H4ZM7 167V166H6ZM59 167H60V165H59ZM88 167H89V165H88ZM95 167H96V165H95ZM129 167H130V165H129ZM128 167V168H129ZM133 167H134V165H133ZM146 167H147V165H146ZM177 167H178V165H177ZM1 168V167H0ZM86 168V167H85ZM89 168H93V167H89ZM89 168H88V170H89ZM100 168V167H99ZM126 168H127V166H126ZM135 168V167H134ZM142 168H143V165H142ZM5 169V168H4ZM96 169H98V167L96 168ZM132 169V168H131ZM144 169H145V167H144ZM63 170V169H62ZM85 170H87V169H85ZM95 170V169H94ZM123 170V169H122ZM129 170V169H128ZM135 170V169H134ZM73 171V170H72ZM130 171V170H129ZM193 171L195 172L194 174H195V176H197V175H200V177L203 175V172L202 171H200V170H198V169H193ZM132 172V171H131ZM205 172V171H204ZM251 172V171H250ZM120 173H122V171L120 172ZM119 173V174H120ZM157 173V172H156ZM206 173V172H205ZM8 174L9 173H7V171H6V169H5V171L3 170L2 171V173H0V193H2L3 192V194H6L7 196H5L6 198H7V201H3V198L2 197H4V195H2V194H0V196H2V197H0V199L2 198V200H0V206H1V209H0V264H36L37 262L36 261H38V259H37V257H36V253L34 254V252H32V251H26L27 252V254H29V256H27V254H26V257L25 256H23V255H21V252L19 251V249H18V244H17V241H18V239L20 238V237H22L21 236V234L23 233L24 234V232L23 231H25L26 232V229L27 228H25L24 226H26V227H28L29 226V223L30 224H32L33 226H36L37 225V219L34 217V214L32 213V212H30V210L29 209H23L22 207H20V205H19V203L17 202V201H15V199L13 200L12 198L13 197H10V195L12 196V194H14L15 192H13V190L11 189V186L9 185V183L7 182V176H8ZM117 174V173H116ZM118 174V175H119ZM115 175V174H114ZM137 175H141V174H136V176ZM34 176V175H33ZM126 176V175H125ZM142 176V175H141ZM145 176V175H144ZM253 176V175H252ZM143 177V176H142ZM142 177H140V178H142ZM117 178V177H116ZM116 178H115V180H116ZM133 178V177H132ZM138 178V177H137ZM143 178H145V177H143ZM118 179V178H117ZM125 179V178H124ZM255 179V178H254ZM126 180V179H125ZM133 180V179H132ZM132 180L130 181V182H132ZM140 180V179H139ZM145 180H147V179H144V181ZM33 181V180H32ZM117 181V180H116ZM115 181V182H116ZM120 181H121V179H120ZM122 181H123V178H122ZM128 181V182H127ZM126 182V184H128V183H130L129 182V179L127 180ZM138 181V180H137ZM256 181V180H255ZM255 181H252V183L251 184H253V185H251L250 187L253 189V191H254V193L255 194H257V195H259V196H262V195H264V186H263V184L262 183H260V182H255ZM140 182H142V181H140ZM149 182H151V180L149 181ZM148 182V183H149ZM124 183H125V181H124ZM144 183V182H143ZM142 183V184H143ZM219 182H212V181H204V182H201V181H199V180H197V181H195V182H193L191 185H192V187H198V188H200V189H202V190H206L207 188H209V187H211V186H215V185H217ZM38 184V183H37ZM118 184V183H117ZM120 184V183H119ZM131 184V183H130ZM135 184L136 185H138L136 182H135ZM31 185V184H30ZM125 185V184H124ZM133 185V184H132ZM32 186V188L31 189H34L35 190V186L34 185H31ZM40 186V185H39ZM118 186V185H117ZM122 187H123V184L121 185ZM120 185L118 186V187H120L121 189H122V187H121ZM135 186V185H134ZM133 187V186H132ZM38 188V187H37ZM120 188H119V190H120ZM130 188H131V186H130ZM137 188V187H136ZM124 189H126L125 188V186H124ZM123 189V190H124ZM134 189V188H133ZM138 189L139 188H137L136 190L138 191ZM47 190V189H46ZM132 189H130V191H131ZM17 191V190H16ZM19 191V190H18ZM39 191V190H38ZM125 191V190H124ZM128 192L129 193V195H130V193L131 192ZM137 191H135V192H137ZM126 192V191H125ZM124 192V193H125ZM143 192V191H142ZM158 192V191H157ZM157 192H156V194H157ZM247 192V191H246ZM168 192H166V194H167ZM126 194V193H125ZM125 194H122V196L123 195H125ZM169 194V193H168ZM13 196H15V194L13 195ZM133 197V196H132ZM154 197V196H153ZM159 197V196H158ZM164 197V196H163ZM171 197V196H170ZM15 198V197H14ZM101 196H97V201H101ZM126 199H129V198H126ZM160 199V202H161V198H159ZM106 200V199H105ZM129 200H131V199H129ZM134 200V199H133ZM137 200V199H136ZM166 200V199H165ZM125 201V200H124ZM151 201V200H150ZM196 201V198H194V202ZM102 203V202H101ZM131 203V202H130ZM133 203H135V202H133ZM143 203V202H142ZM161 203H164V202H161ZM48 204V203H47ZM127 204H129L128 203V201H127ZM154 204V203H153ZM165 204V203H164ZM163 204V206L164 207H166L167 208V206H166V204L164 205ZM173 205H177V203H172ZM133 205V204H132ZM131 204H130V206H132ZM142 205V204H141ZM35 206V205H34ZM129 206V205H128ZM154 206V205H153ZM195 206H196V204H195ZM107 207V206H106ZM116 207H118L117 205H116ZM156 207V206H155ZM159 207H162V206H159ZM163 207V208H164ZM171 208H172V206H170ZM247 207L248 208H250V209H256V208H254L253 206H249V205H247ZM19 208H21V213H19ZM115 208V207H114ZM176 208H179V207H176ZM196 208V207H195ZM15 209L16 210H18V212L17 211H15ZM75 209H76V207H75ZM80 209V208H79ZM130 209V208H129ZM165 209V208H164ZM197 209V208H196ZM113 210V209H112ZM162 210V209H161ZM172 210H174V208L172 209ZM177 210V209H176ZM4 211V212H3ZM76 211V210H75ZM86 211V210H85ZM84 211V212H85ZM127 211H128V209H127ZM178 212H175L174 214H170V212H169V214H167V213H165V211H164V213L163 212H160V214H158L157 215V213H156V219L159 221V222H162L163 220H167V221H169V224L171 223L170 221H172V222H179V221H182V220H184V221H190L188 218V216L187 215H185L184 213H181V211L180 210H177ZM195 211V210H194ZM193 211V212H194ZM229 211H231V210H229ZM158 212V211H157ZM174 212V211H173ZM197 212H199V210L197 211ZM196 212V213H197ZM201 212L202 211H200L199 213L201 214ZM204 212V211H203ZM202 212V213H203ZM236 212V211H235ZM251 212H255V211H252L251 210ZM258 212H259V210H258ZM261 212V211H260ZM27 213V214H26ZM110 213V212H109ZM126 213V212H125ZM230 213V212H229ZM103 214V213H102ZM152 214V213H151ZM233 214V213H232ZM257 214V213H256ZM133 215H135V213L133 214ZM153 215V214H152ZM234 215V214H233ZM132 216V215H131ZM235 216V215H234ZM257 216V215H256ZM258 216H259V214H258ZM140 217H141V214H140ZM149 217V216H148ZM145 218V217H144ZM136 219V218H135ZM138 219V218H137ZM150 219H152L153 221H154V218L153 217H150ZM32 220V221H31ZM89 220H90V218H89ZM22 221L26 224V225H24V223H23V228H24V230H22V228H21V234L20 235H14L15 234V230L14 231H12L13 229H16V230H19V229H17V227H15V225L18 223V225H20L21 226V224H22ZM167 221H166V223H167ZM15 222H16V224H15ZM61 222V221H60ZM117 222V221H116ZM115 222V223H116ZM27 223H28V225H27ZM121 225H122V227L123 226H129L131 223H130V220H127V219H125V220H120V222H119ZM150 223V222H149ZM152 224V223H151ZM165 224V223H164ZM163 224V225H164ZM114 224H112V226H113ZM162 224H159V226L157 225V226H155L154 225V227L152 228H150L149 227V230L147 231H145V230H143V229H141V228H135V227H130V228H128V227H124V228H122L121 227V229L119 230V232L121 233V234H124V235H126V236H128V238H130L131 240H132V242H133V248L134 249H136L135 248V246H134V242L136 241V242H138L137 243V245H136V247H137V249L139 250V252H141V253H143V256L142 257H138V259H136V256L135 255H133L131 252H130V250H123V249H121V248H119V247H116V246H114V245H112V244H109V245H107L110 249H115V251H116V257L113 259V260H111L110 262L112 263V264H133V263H135V262H137V261H141V263L142 262H146V260H148V258L149 257H153L151 254V256H149L148 254H146V253H144V247H145V245L147 244V242L146 243H143V242H140V241H137V240H142L141 238V236H142V234L144 235L145 233L148 235V238H149V240H154V238L155 237H157V235H160V234H164V233H173L174 234V229H172L171 227H169V226H163ZM167 225H168V223H167ZM20 226L18 227V228H20ZM31 226V225H30ZM111 226V227H112ZM22 227V226H21ZM198 227V226H197ZM33 228V227H32ZM86 228V227H85ZM109 229V228H108ZM148 229V228H147ZM20 231V230H19ZM74 231V230H73ZM200 231V230H199ZM11 232H14V234H12ZM104 232H106V231H104ZM144 232V233H143ZM252 232V230H246V234L247 235H250V233ZM65 233V232H64ZM81 233V232H80ZM17 234V233H16ZM102 234H104V233H102ZM101 234V235H102ZM191 234V233H190ZM182 237L184 238V237H186V235L184 236V235H182ZM37 238V237H36ZM98 239V238H97ZM97 239L95 240V241H97ZM14 240V241H13ZM34 240H35V238H33V243H34ZM84 240V239H83ZM185 240V239H184ZM6 241H8L9 242V244H7L6 243ZM42 241V240H41ZM94 241V242H95ZM227 241V240H226ZM5 242V243H4ZM36 242V241H35ZM94 242H92V243H94ZM135 242V243H136ZM150 242H152V241H150ZM229 242V241H228ZM12 243V244H11ZM91 243V244H92ZM182 243H184V241L182 242ZM229 243H231V242H229ZM30 244V243H29ZM202 247V246H201ZM232 247V246H231ZM30 248V247H29ZM200 248V247H199ZM203 248V247H202ZM208 248H210L209 246L208 247H206V249H208ZM234 248V247H233ZM198 249V248H197ZM204 250H205V248H204ZM188 251V250H187ZM199 251V250H198ZM202 251H203V249H202ZM233 251V250H232ZM191 252V251H190ZM190 252H188L189 254H190ZM81 253H83V252H81ZM198 253H200V252H198ZM240 253V252H239ZM156 254V253H155ZM202 254H203V252H202ZM68 255V254H67ZM81 255V254H80ZM80 255H78V257H76V258H78L77 260L80 262V264H82V262H81V259L82 260H84L85 259V257H83V255H82V257H80ZM196 255H198V254H196ZM147 256H149L148 258H147ZM158 255H156V257H157ZM203 256V255H202ZM159 258V257H158ZM175 258V257H174ZM196 258V257H195ZM197 258H198V256H197ZM203 258H206V257H203ZM41 259V258H40ZM155 259V258H154ZM160 259V258H159ZM164 259V258H163ZM200 259V258H199ZM161 260V259H160ZM179 260V259H178ZM189 260V259H188ZM196 260V259H195ZM40 262H41V260H39ZM74 261V260H73ZM106 261V260H105ZM166 261V260H165ZM180 261V260H179ZM197 261V260H196ZM19 262V263H18ZM185 261H183V263H184ZM188 262H191V263H193L192 262V260H190V261H188ZM197 262H199V261H197ZM203 262V261H202ZM209 262V261H208ZM210 262H213V261H210ZM241 262V261H240ZM48 263V262H47ZM161 263V262H160ZM179 263V262H178ZM214 263V262H213ZM212 263V264H213ZM143 264V263H142ZM199 264V263H198ZM200 264H202V263H200ZM248 264V263H247Z\"/></svg>","mask_w":264,"mask_h":264}]
</instances>
